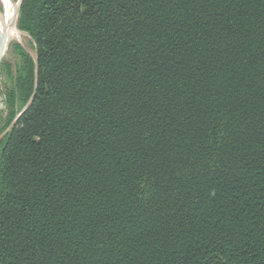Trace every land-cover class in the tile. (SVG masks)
I'll list each match as a JSON object with an SVG mask.
<instances>
[{
	"label": "trees",
	"instance_id": "trees-1",
	"mask_svg": "<svg viewBox=\"0 0 264 264\" xmlns=\"http://www.w3.org/2000/svg\"><path fill=\"white\" fill-rule=\"evenodd\" d=\"M17 25L0 264H264V0H24Z\"/></svg>",
	"mask_w": 264,
	"mask_h": 264
},
{
	"label": "rangeland",
	"instance_id": "rangeland-1",
	"mask_svg": "<svg viewBox=\"0 0 264 264\" xmlns=\"http://www.w3.org/2000/svg\"><path fill=\"white\" fill-rule=\"evenodd\" d=\"M17 2L18 0H12V3H14L13 5L15 6V8ZM5 11H6V6L0 0V24L3 20L2 16H4ZM16 27L18 30V34L16 36L11 37L10 39L8 37L7 46L0 64V67H3V69L1 70L2 73L0 75V118L5 117L7 113L4 94H5V88L11 84L10 74L12 71L15 72L17 70V67L21 63V55L18 44L22 45L24 49L28 51H32V44L29 36L18 29L17 23H16ZM9 65H11L10 69H9ZM0 127H1V120H0ZM1 134L2 131L0 130V136Z\"/></svg>",
	"mask_w": 264,
	"mask_h": 264
},
{
	"label": "bare ground",
	"instance_id": "bare-ground-1",
	"mask_svg": "<svg viewBox=\"0 0 264 264\" xmlns=\"http://www.w3.org/2000/svg\"><path fill=\"white\" fill-rule=\"evenodd\" d=\"M5 6L6 11L4 12V16H2L3 20L0 24V32L3 30H6L9 39L13 36H16L18 34V30L15 23V6L12 3V0H1Z\"/></svg>",
	"mask_w": 264,
	"mask_h": 264
},
{
	"label": "water",
	"instance_id": "water-1",
	"mask_svg": "<svg viewBox=\"0 0 264 264\" xmlns=\"http://www.w3.org/2000/svg\"><path fill=\"white\" fill-rule=\"evenodd\" d=\"M23 2H24V0H18V2H17L16 8H15V14H16L15 22L18 21V17H19ZM7 42H8V34H7L6 30H3L2 32H0V64H1L2 58L4 56V52H5V49L7 46ZM33 100H34V96L31 98L30 104L33 102ZM7 132H8V130L5 133H7ZM1 137L2 136H0V138Z\"/></svg>",
	"mask_w": 264,
	"mask_h": 264
}]
</instances>
